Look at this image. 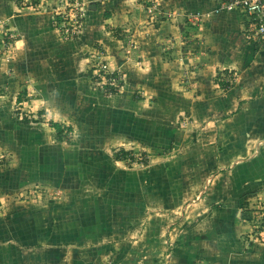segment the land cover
<instances>
[{"label": "rangeland", "instance_id": "374dc122", "mask_svg": "<svg viewBox=\"0 0 264 264\" xmlns=\"http://www.w3.org/2000/svg\"><path fill=\"white\" fill-rule=\"evenodd\" d=\"M213 9L0 0V264H264V122L214 88Z\"/></svg>", "mask_w": 264, "mask_h": 264}, {"label": "crops", "instance_id": "0c3cea01", "mask_svg": "<svg viewBox=\"0 0 264 264\" xmlns=\"http://www.w3.org/2000/svg\"><path fill=\"white\" fill-rule=\"evenodd\" d=\"M215 4L216 0L214 7ZM205 26L202 35L212 43V49L214 46V69L208 68L209 71L214 70V88L219 73L236 75L235 85L226 95L230 103L243 108V113L251 112V121L258 117L259 122H264V48H257L245 36L251 26L247 16L241 10H234L214 15ZM180 70L178 68V72ZM247 106L253 108L249 110ZM237 114L232 118H236ZM263 131L259 129L260 135L264 134Z\"/></svg>", "mask_w": 264, "mask_h": 264}, {"label": "built area", "instance_id": "2783aa9c", "mask_svg": "<svg viewBox=\"0 0 264 264\" xmlns=\"http://www.w3.org/2000/svg\"><path fill=\"white\" fill-rule=\"evenodd\" d=\"M234 10H241L247 16L253 25L252 30H246L247 33L258 43L264 45V0H216L215 7L208 15H221L230 13ZM96 70L100 73L98 79L102 81L111 93L118 91L123 85L120 73L109 71L105 63H98Z\"/></svg>", "mask_w": 264, "mask_h": 264}, {"label": "trees", "instance_id": "16d2710c", "mask_svg": "<svg viewBox=\"0 0 264 264\" xmlns=\"http://www.w3.org/2000/svg\"><path fill=\"white\" fill-rule=\"evenodd\" d=\"M27 122V120H25ZM56 128L58 129V134L61 133V128H60V125L58 124H55ZM124 155H128L130 152L129 151H123L122 152Z\"/></svg>", "mask_w": 264, "mask_h": 264}]
</instances>
